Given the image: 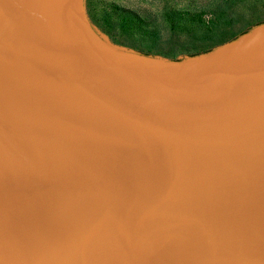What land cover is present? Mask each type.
<instances>
[{"label": "water", "instance_id": "water-1", "mask_svg": "<svg viewBox=\"0 0 264 264\" xmlns=\"http://www.w3.org/2000/svg\"><path fill=\"white\" fill-rule=\"evenodd\" d=\"M0 264H264V23L171 61L0 0Z\"/></svg>", "mask_w": 264, "mask_h": 264}, {"label": "rangeland", "instance_id": "rangeland-1", "mask_svg": "<svg viewBox=\"0 0 264 264\" xmlns=\"http://www.w3.org/2000/svg\"><path fill=\"white\" fill-rule=\"evenodd\" d=\"M83 11L109 45L174 60L203 53L263 21L264 0H83Z\"/></svg>", "mask_w": 264, "mask_h": 264}, {"label": "trees", "instance_id": "trees-1", "mask_svg": "<svg viewBox=\"0 0 264 264\" xmlns=\"http://www.w3.org/2000/svg\"><path fill=\"white\" fill-rule=\"evenodd\" d=\"M188 15H190V14H189V13H185L186 18H189ZM261 23H264V20L261 21V22L256 23V24L253 25L252 27H254V26L258 25V24H261ZM250 28H251V27L246 28V29L243 30L240 34H242V33L246 32V31H248ZM240 34H238V35H240ZM238 35H237V36H238ZM237 36L231 38L230 40L236 38ZM228 41H229V40H228ZM221 44H223V43H220V44H218V45L215 46V47H218V46L221 45ZM215 47H213V48H211V49H209V50H207V51H205V52H203V53H195V54H191V55H189V56H187V57H193V56H197V55H200V54L207 53V52H209L210 50L214 49ZM139 55L147 56V55H145V54H139ZM187 57H186V58H187ZM180 59H183V58H180ZM180 59H174V60H171V61H178V60H180Z\"/></svg>", "mask_w": 264, "mask_h": 264}]
</instances>
